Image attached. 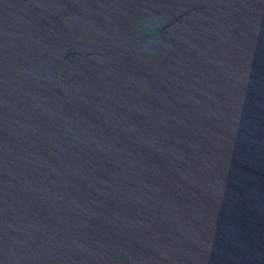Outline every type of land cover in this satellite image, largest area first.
<instances>
[{
  "label": "water",
  "instance_id": "obj_1",
  "mask_svg": "<svg viewBox=\"0 0 264 264\" xmlns=\"http://www.w3.org/2000/svg\"><path fill=\"white\" fill-rule=\"evenodd\" d=\"M0 264H264V0H0Z\"/></svg>",
  "mask_w": 264,
  "mask_h": 264
}]
</instances>
